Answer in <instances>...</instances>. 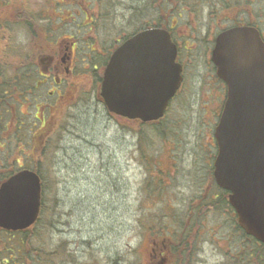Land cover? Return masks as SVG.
Wrapping results in <instances>:
<instances>
[{"label":"rangeland","instance_id":"374dc122","mask_svg":"<svg viewBox=\"0 0 264 264\" xmlns=\"http://www.w3.org/2000/svg\"><path fill=\"white\" fill-rule=\"evenodd\" d=\"M156 1H152V9L158 11L162 3ZM147 3L148 0H0V61L5 60L1 52L6 43L13 49L7 62L11 65L8 76L13 73L15 79L14 60L18 54L23 59L32 56L36 69H41L39 51L48 50L63 37L74 38L80 59L91 58L88 66L79 63L77 72L63 79L59 87L53 83L40 85L20 108L11 100L8 112L15 118L14 127L9 126V134L0 132L1 179L11 170L12 159L17 170L33 166L25 158L32 134L41 128V118L51 124L49 131L42 127L38 134L39 139L47 134L55 146L50 149L52 164L48 159L43 163L44 204L48 210L31 228L33 234L37 231L36 249L44 251L43 256L54 249L63 253L50 258L48 264H146L151 241L168 238L169 231L178 236L189 234V243L196 247L191 264H226L225 257L230 256L233 246L226 239L224 223L231 218L229 208L204 216L198 212L194 215L193 209L199 205L196 197L200 188H211L205 180L206 163L214 141L219 92L212 76L210 52L215 37L228 27L236 13L240 15L241 8L234 12L215 7L199 15L198 9L178 12L168 24L163 18L181 49L186 81L166 117L151 130L126 121L116 122L99 99V82L91 75L93 67L103 64L119 40L161 18ZM144 6L146 18L141 19L139 12ZM24 11L40 25L41 31L33 36L25 30ZM245 13L249 21L255 19L256 13L263 16L260 21L264 33V1L243 7L241 15ZM43 30L50 33L49 40L41 36ZM102 67L98 70L100 76ZM41 80L38 75L36 81ZM3 81L13 82L7 78ZM21 90L23 86L17 89L13 85L10 97L16 99ZM18 118L23 121L20 133ZM17 137L23 145L17 144ZM49 222L52 227L47 228ZM189 227L191 231L187 232Z\"/></svg>","mask_w":264,"mask_h":264},{"label":"water","instance_id":"95a60500","mask_svg":"<svg viewBox=\"0 0 264 264\" xmlns=\"http://www.w3.org/2000/svg\"><path fill=\"white\" fill-rule=\"evenodd\" d=\"M169 33L151 28L118 47L104 69L100 97L109 114L160 120L182 83V68ZM211 61L227 89L214 129L216 184L229 192L238 225L264 244V43L250 27H236L215 39ZM41 210V181L22 170L0 185V229L24 231Z\"/></svg>","mask_w":264,"mask_h":264},{"label":"flooded vegetation","instance_id":"af4514ba","mask_svg":"<svg viewBox=\"0 0 264 264\" xmlns=\"http://www.w3.org/2000/svg\"><path fill=\"white\" fill-rule=\"evenodd\" d=\"M264 0H195V6L199 10V14H203V10L210 9L217 7L221 10H230L233 9L234 12H236L237 8H241V13L243 12V7H248L249 4L253 3H261ZM241 6V7H240ZM87 15V14H86ZM236 13V16L233 18V20H230L228 23V27H239V26H248L256 29L258 33L260 34L261 38L264 40V33L261 29V18L263 16L259 13H256L255 19H252L251 21L246 19V13L244 15H241V17ZM196 17H198L196 15ZM95 19L91 20V24H94ZM6 31V27L3 28V33ZM17 31V30H16ZM41 36L44 37V40H49L50 33L48 31L41 32ZM120 41V40H119ZM122 43V42H121ZM7 46L10 45V43H6ZM120 44V43H119ZM177 45V56H176V63H178L182 67V84L179 88V90L176 92L175 96L172 98V100L169 102V105L167 109L165 110L164 117L168 114V110L171 106V104L176 101L179 98V95L183 89V86L186 81V71H185V63L182 60V52L179 48V44ZM7 46L4 48V52L7 51ZM12 46V45H11ZM78 46L77 42H75L74 38H67L63 37L60 38L58 42H56L53 46H49V49L44 51V48H42L39 53H41V57L39 58V63L41 64V69L38 70L39 77H41V84H50L53 83L54 86L57 88L61 85L63 79H68L70 76L77 72L79 63H85L86 65H83V67L88 66V61H90L91 58L87 59V57H82L85 59H80L78 57ZM212 51V49H211ZM93 52H95L93 50ZM2 53V52H1ZM16 62V76L15 79H13L12 76H14L13 73H9L8 76V70L11 67V65L8 64H2L0 65L1 71L4 72L2 76H0L1 80L3 79H11L14 83V80H17L15 82L17 84L18 88H21L23 86V76H24V63L23 58L20 54L16 55L15 60ZM2 62V61H0ZM210 62H211V52H210ZM10 71V70H9ZM211 71L213 72V77L215 82L218 85V92L219 96L216 98V112L214 113V118L218 120L220 113L222 111L223 104L226 99V87L223 83H221L215 75V68L211 65ZM2 74V73H1ZM18 99L12 98L13 101L18 105V108H20L23 105L24 102V94L21 90L19 92ZM52 94V93H51ZM98 94V93H97ZM4 102H8V97L4 99ZM8 104L6 106V110L8 112ZM13 111V110H12ZM11 111V112H12ZM9 113V112H8ZM19 116H23V113H19ZM116 122L119 121H126L130 124H139V126H142V123L138 120L135 121H129L127 119L121 118V117H114L113 118ZM14 121L15 118L11 115L10 117L6 118V125L9 130L10 127H14ZM159 124V123H155ZM23 127V121L21 118H18L17 120V133H20L21 128ZM14 133V132H13ZM18 138V137H17ZM22 142L21 139L18 138V145H21ZM23 145V142H22ZM211 147V155L206 163V172H207V184L211 188H200V191L197 194L196 200L199 201V205L195 207L192 204L193 214L195 212H198V215L204 216L206 214L213 215L220 214L221 211L228 210L227 207L218 209L214 208L213 206L218 203L219 200H224V202L227 201V194L224 193L220 188H218L215 184V180L213 177V163L216 157V147L215 143L213 141ZM199 189V188H198ZM223 194V195H220ZM195 210V211H194ZM231 218L225 220V227L227 230V237L226 239L228 242L231 243L232 248L230 247V256L229 254L225 257L227 262L226 264H264V245H260L257 242L253 241L250 237H248L236 223V219L234 217V213L232 210L229 209ZM235 222V223H234ZM193 224H191V227ZM191 227L188 228L187 232L190 230ZM185 229V226L182 228ZM183 231V230H182ZM181 231V232H182ZM189 234L181 233V235L178 236V234H175L174 232L168 233V238H162L161 241H151L150 246L147 247L148 249V258L146 261V264H191V258L193 255V250L196 248L195 244L189 243L188 239L190 238L188 236Z\"/></svg>","mask_w":264,"mask_h":264},{"label":"trees","instance_id":"16d2710c","mask_svg":"<svg viewBox=\"0 0 264 264\" xmlns=\"http://www.w3.org/2000/svg\"><path fill=\"white\" fill-rule=\"evenodd\" d=\"M154 4H156V0H152ZM151 0H148V6L151 7V11L154 13H157V17L161 16L156 21H153V24H146L142 29H148L151 27L155 28H167L166 24L163 22V18L167 19L168 22L172 21V18L177 15L178 12H186V13H192L196 12L197 8L195 6V0H160L162 3L158 7L160 8L158 11L155 9H152V3ZM176 4V7H173L172 5ZM179 5V7H177ZM24 9V8H23ZM139 14L140 18L144 19L145 17V6L142 7ZM23 18H24V25L25 30L31 33L33 36L36 34V32L39 30L40 25L38 24L36 18L31 15L23 12ZM137 30L136 32L140 31ZM125 39V38H123ZM12 46H7V51L4 53V62H0V65L2 64H8L7 62L10 61V54L12 55ZM109 55L104 58V61L102 60V65H98L97 69L96 67H93L92 76L94 79L98 80V82H101V76L99 75L98 70L101 66H104L108 60ZM24 63V76H23V87H24V99H27L26 97L30 94H33L34 92L39 90V86L41 85L39 81H36V78L38 76L37 69L34 64V59L32 56H28L25 59H23ZM9 65V64H8ZM2 73V74H1ZM4 74L3 71L0 69V76ZM17 80H14V83L12 82H6L1 80L0 78V132L5 130V133H8V128L6 125V118L10 117L11 115L7 112L6 106H10L12 97L11 96V87L15 85L17 87V84L15 83ZM18 89V87H17ZM8 97V102H4V99ZM41 128L43 127V131H49V128L51 124H47L44 119H40ZM159 124H146L142 125L143 127H148L151 130H154ZM40 128V129H41ZM40 129L36 130L31 137V144L29 145L30 149L28 153L26 154L25 158L28 161L29 159L31 162H33V166H26L25 169L31 168V170L35 171L42 180V208H41V216L43 213H45L48 209L46 208L44 204L45 199V178L43 175V163L45 160H49V163L52 164V157L50 153V149L54 148L55 146H52L50 144L49 138L47 139V134L45 137L43 136L42 139H39L38 134H40ZM64 129V126H63ZM158 129H155V131ZM63 131V130H62ZM15 132V131H14ZM160 135L163 134V131L158 132ZM9 134V133H8ZM144 136L143 131L141 130L139 132V138L142 141ZM142 145V144H141ZM142 149V146L140 147V150ZM6 162V161H5ZM14 161L13 159L9 161V167L10 171L5 176H2L0 179V183L6 180L10 175H12L14 172L18 171L17 168H14ZM226 207L227 203L224 202V200H219L217 204H215L213 207L222 209L220 206ZM41 216L36 224H39L41 222ZM166 219V218H165ZM35 224V225H36ZM34 225V226H35ZM154 224H150L152 226ZM33 226V227H34ZM47 228L52 227L51 222H49L46 226ZM38 230V229H37ZM37 231L33 234V230L29 229L24 232L19 233H6L0 230V264H48L50 258H56L59 257L58 255H62L63 253L58 252L56 249H54L50 254H47L46 256H43L41 252H44L42 250L36 249V246L39 243V238L37 237ZM38 257H40V260H38ZM36 258V259H35Z\"/></svg>","mask_w":264,"mask_h":264}]
</instances>
